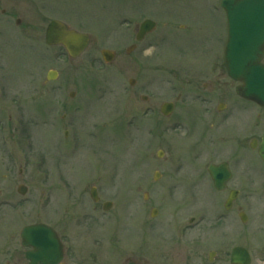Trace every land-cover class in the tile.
<instances>
[{"label": "rangeland", "instance_id": "obj_1", "mask_svg": "<svg viewBox=\"0 0 264 264\" xmlns=\"http://www.w3.org/2000/svg\"><path fill=\"white\" fill-rule=\"evenodd\" d=\"M220 3L221 0H0V93L27 92L26 95L35 98L14 100L13 106L23 101V104L26 102L24 106L29 108L26 119H22L20 117L25 114L17 112L12 115L10 104L0 95V120L6 128H11L3 132L15 136L14 141H19L21 151L26 149L27 132H32L36 140V146L27 151V156L36 160L35 171L32 173L31 167L30 171L28 168L31 175L11 179L32 188L26 195L28 204L18 211L20 193L14 190L12 196L7 197V218L12 217L11 213L28 207L35 193L40 205L48 202V195H42L41 191L49 185L46 179L48 172L56 173V164L69 177L71 187L85 186L84 178L88 177L87 184L92 178V183L103 188L101 193L104 196L132 192L134 201L140 207L145 192L155 197L162 187L170 185L169 177H164L166 174L162 176L165 180L161 177L158 182L153 180V174L167 167L173 152L169 151L168 155L166 153L158 159V150L165 147L163 137H154L149 129H155L158 122L165 121L167 128L172 129L166 136H185L187 127L177 125L174 129L171 125L175 123L174 118L161 115L155 118L152 113L146 114L147 105L142 102V95H153L150 104H159L174 95L169 93L171 84H166V81H157L153 86L146 82V63L162 57L178 59L191 56L188 43L167 38L168 42L164 44L162 33L168 34V28H161L162 22L175 20V26H168L174 30L172 34L185 36V31L179 30L178 25L188 23L191 26L196 16L204 17L207 20L204 33H214L220 16L217 10L222 11ZM146 18L160 22V27L146 37L139 48L127 54L126 48L133 42L137 27ZM18 19L20 22H17ZM53 19L63 20L74 28L82 27L79 30L90 34L91 41L85 53L71 59L61 46L49 47L46 44V27ZM134 26L135 32L132 31ZM203 31H197L199 37ZM159 40H162L160 47L149 46ZM206 42L210 43L212 39ZM106 48L116 53L110 64L102 59L101 50ZM49 70L58 72L55 80H47ZM130 78L136 79L135 85H130ZM71 91H75L76 96L68 99L69 105L81 108L71 111V116H77L78 124L70 127L66 144L63 142L65 128L59 123L61 116L57 115L62 111L59 112L57 102L67 98ZM36 100H39L38 109H30L31 101L33 105ZM257 120V111L247 107L242 136L248 144L245 153H241L242 157L230 153L232 145H229V139H233V134L229 123L222 122L213 128V131L217 130L212 138L213 145L211 143L213 151L203 153L195 161L187 157L183 168L179 169L180 164H177L173 171H184L189 176L195 171L203 172L202 175H194L198 177L196 183L208 187L211 185L208 165L223 158L231 160L235 172L231 186L239 185L244 189L245 212L248 215L244 226L247 244L253 250L251 264H264V162L249 147L251 138L264 130V121L257 128ZM116 134L122 147L116 146ZM98 177L101 178L98 180ZM49 181L54 187L69 186L65 180L56 177ZM54 193L60 201L59 191ZM136 208L132 206L130 212ZM238 223L242 226L241 222Z\"/></svg>", "mask_w": 264, "mask_h": 264}, {"label": "flooded vegetation", "instance_id": "obj_2", "mask_svg": "<svg viewBox=\"0 0 264 264\" xmlns=\"http://www.w3.org/2000/svg\"><path fill=\"white\" fill-rule=\"evenodd\" d=\"M217 14L220 15L217 18L218 29L214 33H203L200 37L197 31H206L204 25L207 20L204 17L196 16L191 26L188 23L179 24L178 29L185 31V36L172 34L174 30L168 26H175V20L168 24L162 22L161 28H168V34L162 33L164 44L168 42L167 38H174V41L188 43V50L192 54L178 59L162 57L146 63V82L153 86L157 81H166V84H171L169 93L174 94L172 99H165L159 104H150L154 97L146 94L147 113L160 114L163 105L171 103L172 113L164 118L173 117L175 123L171 125L174 128L177 125L185 126L187 132L185 136H166L168 130L172 129L167 128L165 121L158 122L155 129H149L154 137H163V156L166 153L168 155L169 151L173 153L167 167L159 171V179L169 177L170 185L162 187L155 197L149 194L145 197V192L142 207L134 201L132 192H116L113 197L104 196L101 193L103 188L92 183V178L88 180L89 184L88 177L84 178L85 186L71 187L69 177L56 164V173L53 175V172H48L46 179L49 185L41 191V194L48 195L49 202L40 209L35 193L30 198V205L18 212L21 206L28 204L26 195L30 194L32 188L24 182L17 184V181L12 182L11 179L27 177L30 174L28 168L30 171L32 167V173L35 171L36 160L33 156L28 157L27 151L36 146V140L32 132H27L26 149L21 151L19 141H14L15 136L5 133L11 128H6L0 120V264H230L232 252L237 247L253 253L246 241L245 226L238 223L241 220L240 214L245 210L244 189L239 185L231 186L235 176L231 160L223 158L211 162H227L232 170V178L223 188H216L211 177L210 186H198V177L194 175H202L203 172L195 171L194 175L189 176L184 171H173L177 164L182 169L187 157L195 161L203 153L210 154L213 151L211 143L215 136V122L229 123L228 127L233 131V139H229V145H232L230 153L242 157L241 153H245L248 144L242 136L247 105L257 111V128L264 121V108L239 96L236 92L239 83L227 73L223 61L227 20L224 13ZM154 21L156 27L151 33L160 27V22ZM170 34L173 36L170 37ZM211 39L212 42H206ZM157 42V45H161L162 40ZM26 94L17 91L6 95L0 93L2 100L6 98L8 104L12 105H9L13 110L12 115L17 112L25 114L20 117L22 119H26V114H29V108L24 106L26 102L13 105L17 99L35 100ZM74 96L69 92L67 98L63 97L61 102H57L59 112L62 111L57 115L61 116L59 123L65 128L63 142L66 144L70 127L78 124L77 116H71V111L81 108L69 105L68 99ZM38 102L36 100L32 105L31 101L30 109H38ZM222 114L227 115L220 117ZM263 135L264 130L260 135L252 137L257 143L254 152L258 151ZM55 177L65 180L69 186L54 187L49 179ZM20 184L25 185L21 188L24 194L19 192ZM16 189L20 193V203H17L19 209L11 213V218H7V197L10 198ZM55 191H59L60 201L54 196ZM231 194H235L234 201L227 208ZM134 205L137 208L130 212ZM13 219L15 221L11 222ZM28 226L32 227L30 235L26 236V240L32 242L29 246L24 245L22 237ZM39 226H46L48 232L40 230ZM40 231L41 237H49L50 242H53L51 251L39 250L36 241ZM46 247L49 249L48 245Z\"/></svg>", "mask_w": 264, "mask_h": 264}, {"label": "water", "instance_id": "obj_3", "mask_svg": "<svg viewBox=\"0 0 264 264\" xmlns=\"http://www.w3.org/2000/svg\"><path fill=\"white\" fill-rule=\"evenodd\" d=\"M226 10L229 30L225 48V65L229 75L240 81L237 92L244 98L252 100L264 107V0H223ZM154 27L152 20H146L141 26V34ZM88 35L68 29L58 20H53L46 31V42L49 45L63 44L72 57H77L88 44ZM106 60L113 58L110 51L102 52ZM52 77V76H51ZM133 82V81H132ZM165 111V110H164ZM255 144H253L254 146ZM259 154L264 160V137L259 148ZM221 169L210 167L217 186L221 185ZM223 174L229 176L228 170ZM243 221L247 220L242 214ZM233 264H248L249 257L242 249L233 253Z\"/></svg>", "mask_w": 264, "mask_h": 264}, {"label": "bare ground", "instance_id": "obj_4", "mask_svg": "<svg viewBox=\"0 0 264 264\" xmlns=\"http://www.w3.org/2000/svg\"><path fill=\"white\" fill-rule=\"evenodd\" d=\"M118 140H119V142H117L116 146H121L122 147L121 139H118ZM115 153H117V152H115Z\"/></svg>", "mask_w": 264, "mask_h": 264}]
</instances>
